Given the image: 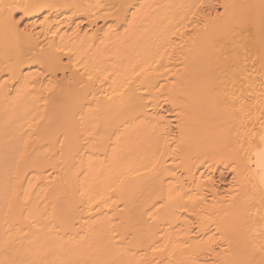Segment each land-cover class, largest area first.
I'll return each mask as SVG.
<instances>
[{"label":"bare ground","instance_id":"6f19581e","mask_svg":"<svg viewBox=\"0 0 264 264\" xmlns=\"http://www.w3.org/2000/svg\"><path fill=\"white\" fill-rule=\"evenodd\" d=\"M0 264H264V0H0Z\"/></svg>","mask_w":264,"mask_h":264},{"label":"rangeland","instance_id":"374dc122","mask_svg":"<svg viewBox=\"0 0 264 264\" xmlns=\"http://www.w3.org/2000/svg\"><path fill=\"white\" fill-rule=\"evenodd\" d=\"M218 178H220V177H218ZM228 178H229V179H228ZM222 179H224V181H225V182H224V181L222 180L224 183H223V184L221 183L222 187H224V186H226V185L228 184V181L230 180V176H229L228 174H224Z\"/></svg>","mask_w":264,"mask_h":264}]
</instances>
